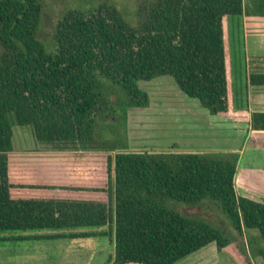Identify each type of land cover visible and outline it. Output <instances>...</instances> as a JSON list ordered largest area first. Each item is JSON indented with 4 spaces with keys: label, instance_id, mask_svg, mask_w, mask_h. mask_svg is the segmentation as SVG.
<instances>
[{
    "label": "trees",
    "instance_id": "16d2710c",
    "mask_svg": "<svg viewBox=\"0 0 264 264\" xmlns=\"http://www.w3.org/2000/svg\"><path fill=\"white\" fill-rule=\"evenodd\" d=\"M240 13L264 15V0H149L135 25L113 5L93 4L66 10L45 43L41 0H0V233L59 228L71 230L48 235L73 237L113 229V255L103 264H170L210 241L236 264H252L254 254L264 262V198L236 193V151L121 149L111 124L129 106L147 104L138 80L168 74L209 113L264 129V111H232L226 19ZM247 81L264 83V72ZM12 124L30 125L39 142L104 148V159L10 162ZM204 198L238 236L245 228L257 234L234 244L167 203ZM253 239L259 246L251 250Z\"/></svg>",
    "mask_w": 264,
    "mask_h": 264
},
{
    "label": "rangeland",
    "instance_id": "374dc122",
    "mask_svg": "<svg viewBox=\"0 0 264 264\" xmlns=\"http://www.w3.org/2000/svg\"><path fill=\"white\" fill-rule=\"evenodd\" d=\"M149 0H41V18L38 35L42 41L48 43L53 29V25L58 17L66 10L77 7L87 8L93 4H111L117 8L125 20L135 25L143 19L146 5ZM249 44L254 38L248 37ZM256 45V44H255ZM260 51L264 50V43L256 45ZM263 53V52H262ZM231 63L233 68L239 66V58L232 52ZM140 88L144 89L148 96L147 104L144 106H129L125 109L124 115L116 121L111 122L113 130L118 131V142L122 144L119 148L130 150H210L225 149L227 143L210 131L211 125L202 123V128L192 119L200 120L202 114L197 99L183 93L176 86L172 76L168 74L156 75L150 79H140L137 81ZM198 109V110H197ZM192 114V116H191ZM196 116V117H195ZM113 116H108L107 120H112ZM200 123V122H198ZM192 124V125H191ZM194 129V130H193ZM12 145L13 149L7 152V159L10 162H39V161H97L104 159V148H82L73 147L69 144L47 143L37 141L28 124H12ZM112 143V140H106ZM244 149L240 159V164L264 165V134L251 133L243 139ZM119 146V144H118ZM112 151V150H111ZM264 172V170H263ZM241 187L235 189L239 193ZM170 206L178 209L189 216L203 219L212 225L222 229L229 234L232 242L247 239L248 234H257L253 229L245 228L244 234L238 236L230 226L226 216L221 209L208 198L199 202L187 205L181 202L168 201ZM105 229V227H103ZM93 237V236H92ZM30 243L29 249H40L47 251L42 255H35L33 262L27 264H56L58 259L56 252L49 241ZM61 241H58L59 244ZM91 250H80L78 253H61L62 264L67 261L81 264V261L88 259L87 264H103L107 258L113 255V229L111 233L99 234L91 241ZM56 244V243H55ZM235 244V243H234ZM259 246L257 239L251 240V250ZM15 249V246L13 247ZM62 251V250H61ZM70 251V250H69ZM91 252V254H88ZM59 256V257H61ZM225 251L218 252L214 259L215 264H235ZM20 255L14 256L16 264L21 262ZM85 257V258H84ZM39 258V259H38ZM252 264H264L260 255L250 256ZM59 262V261H58Z\"/></svg>",
    "mask_w": 264,
    "mask_h": 264
},
{
    "label": "crops",
    "instance_id": "0c3cea01",
    "mask_svg": "<svg viewBox=\"0 0 264 264\" xmlns=\"http://www.w3.org/2000/svg\"><path fill=\"white\" fill-rule=\"evenodd\" d=\"M226 20L231 66L229 70L232 91V111L234 110L235 113H237V111L246 110L247 115H249L251 111H264V83L253 84L247 81L248 74L250 72H264V50L260 51L256 48L257 44L260 45L264 43V15L240 13L229 15ZM248 37L254 38V41H251L250 44ZM233 51L239 58V66L241 65V68L232 67L231 55ZM198 105L200 110H197L202 112V114H200L201 119H192L190 121L197 123L200 128H202V123H209L211 125L210 131H213L212 133L218 136L217 140L219 141L223 139L227 143L224 148L236 151L238 154L235 167L236 170L233 177L234 188L237 189L238 186L242 188H240L241 190L239 191V194H244L256 200L263 199L264 165H259L260 162L257 163V165H248V163L240 164V159L242 158L244 149L243 139L247 136V134L251 133L259 132L264 134V129L251 128L249 120L231 118L230 116L222 113H209L205 107L199 104V102ZM13 148L14 147L12 145L11 149ZM103 227L105 226L100 225L92 228L95 230H102ZM85 228L88 229V227H78L73 230H81ZM70 230L71 229L41 228L35 230L1 232L0 235L3 237L0 238V264H16L14 256L17 255H20L19 258L21 262L26 261L25 264L29 263V261L33 262V257L35 255L47 253V251H43V249H40L38 252L37 249H29L27 247V245H31L34 242L39 243L37 242L39 240L43 242L49 241L51 247L54 248L59 261H57L56 264H62L61 262H64L61 256L62 252L65 253L67 250L69 253L79 254L78 251L80 250L90 251L91 243L89 242L93 239V237L99 235L73 237L48 235ZM18 234H40V236L15 237ZM58 241L61 242L57 244ZM14 246L15 249L13 248ZM220 251L224 250H217L214 242L210 241L174 260L170 264H215L214 259ZM88 254H91V252ZM228 257L234 262L230 255ZM87 263L88 259L81 261V264ZM67 264L76 263L67 261Z\"/></svg>",
    "mask_w": 264,
    "mask_h": 264
}]
</instances>
